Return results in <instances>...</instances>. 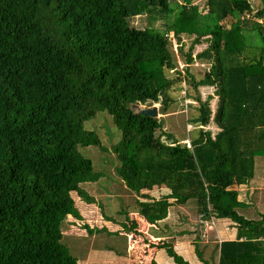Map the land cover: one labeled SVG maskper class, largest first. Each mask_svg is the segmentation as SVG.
<instances>
[{
	"label": "trees",
	"instance_id": "obj_1",
	"mask_svg": "<svg viewBox=\"0 0 264 264\" xmlns=\"http://www.w3.org/2000/svg\"><path fill=\"white\" fill-rule=\"evenodd\" d=\"M259 2L254 8L249 0H205L202 14L193 0H0V264H77L70 253L77 244L61 242L69 232L85 240L99 232L130 233L126 221L135 229L144 221L153 227L170 206L235 227L232 238L211 243L213 264H264V211L251 217L256 192L240 189L260 182L256 162L264 158V0ZM244 12L251 18L240 20ZM135 17L144 24L131 25ZM169 32L178 41L182 34L193 36L181 54L183 73L174 70ZM201 39L204 49L191 55ZM195 59L209 63L199 78L189 69ZM168 70L176 76L168 78ZM176 81L193 89L198 104L192 120L200 127L188 145L161 141L159 117L135 107L159 101L157 114H165ZM205 86L213 88L214 108L210 95L200 98ZM100 110L120 133L111 146L112 165L121 187L116 196L127 199L114 211L124 220L104 212L105 204L94 212L119 226L109 231L92 214L78 222L80 209L97 202L83 186L100 174L78 147H103L83 126ZM209 123L213 133L202 129ZM261 176L263 184L264 169ZM189 233L192 259L157 235L149 244L173 264H210V242L198 229ZM112 255V262H100L96 254L87 264H127L118 262L119 252Z\"/></svg>",
	"mask_w": 264,
	"mask_h": 264
},
{
	"label": "rangeland",
	"instance_id": "obj_2",
	"mask_svg": "<svg viewBox=\"0 0 264 264\" xmlns=\"http://www.w3.org/2000/svg\"><path fill=\"white\" fill-rule=\"evenodd\" d=\"M251 3L252 7H260V2L259 0H249ZM193 4L197 5L198 11L202 14L206 13L205 11V0H193ZM144 18L143 17H135L134 19L131 20V25L135 27H140L143 23ZM171 32H169L167 39H168V47L171 48L170 51H172V55L174 58V70H179L178 67H183L181 68V73L184 71L183 64L185 63L184 57L181 55L187 50V47L192 39V35H186L182 34L180 36V40L178 41L176 39V36L171 35ZM206 43L205 40L201 39V42L198 44L193 45L192 50H191V55H194L195 53L201 51L204 49ZM208 61L205 60H198L195 59L193 62L189 65L190 72L193 73V75L196 78H199L202 74V71L205 70L208 67ZM171 70V71H166V76L168 78H174L176 76V71ZM180 71V70H179ZM213 88L205 86L201 88L200 92V98L204 100L207 95L211 96V99L209 102L211 103V107H215V101L216 98L212 94ZM168 95L171 97V102L168 105V108L166 110L165 114H158L157 116L159 117L160 121V130L157 131V135L160 136V140L163 141L164 143H169V142H176L179 143L180 145H188V142L190 139L194 138L197 136L198 130L200 125L197 122H194L192 119L195 118L198 114L197 112V106L198 104L196 101H194V91L191 87H189L187 84H185L183 81H176L172 84L170 89L168 90ZM140 106L143 107H151L155 106L157 109L159 107V101L156 103H150L146 102L145 104H139ZM83 126L87 129H90L94 131L99 137L101 141V145L103 147L99 146H93V145H88V146H79L78 150L79 152L89 158L92 162V168L94 171L98 172L100 174V177L96 182H90L87 183V185L83 186L86 187V192L93 196V198L96 200L95 204H93V207L90 205L88 207H82L80 209V214L84 217L85 215H91L94 216V212H97L98 205L103 208L105 206L104 212L107 214H110L112 216H116L117 219L123 220V216H118L117 213L114 211L120 209L121 206L119 205L122 202H127V199L125 198V195L123 198H118L116 195H119L118 191H120V184L119 181L116 179L115 173H114V168L113 165L115 160H114V155L111 151V146L118 140L119 138V131L116 129L114 124L112 123L111 116L104 110L97 111L94 117L87 119L83 122ZM203 130H209L210 132H214L216 127L213 125V123H209L206 126H202ZM165 134H170L172 138L168 139L165 138ZM264 169V158H257L256 162V178L260 179V182L263 181L261 178L262 173ZM251 183L249 185V188L246 187V191H250L253 193V191L256 192V195H254L253 199L254 201L252 202L251 206L248 209V212L250 216L252 217L255 215V213L263 212L264 211V183ZM115 192V193H113ZM99 197V199H98ZM97 203V204H96ZM103 204H105L103 206ZM94 209V211H92ZM178 210V208L175 209V211ZM90 212V213H89ZM89 213V214H88ZM179 213V211H178ZM168 214V210H167ZM173 219L175 221H182V214H177L174 216V212H172ZM193 216V215H192ZM194 217V216H193ZM89 218V217H88ZM144 220V219H143ZM161 220V219H160ZM196 220V217H195ZM215 226L214 228L212 227L210 231H208L206 240L208 242L212 241V233L217 232V234L221 236H228V234L225 232V227L222 225V222H220L218 219H215ZM227 222V221H226ZM145 225L139 227L138 229L133 228V225H129V222L126 221L125 229L130 231V235H126V231L123 232L122 230L117 231L116 233H111V234H106L99 232L96 237L94 234L89 236L87 240L82 239L80 236L83 237L82 234H79L78 232H72L68 235H65L62 237L61 242L64 243L66 246H72L73 244L75 245L78 251L73 252L74 250L70 248V253L73 255L77 256V264H81V259L85 262L84 264H87L90 262L92 257L96 254H99L100 256H108L112 252H121L123 249H127V244L130 243L131 247H135L138 249L140 254L145 253L143 251V247H149L151 249V245L147 240H144L145 235L147 234L148 230L152 228L146 221H144ZM157 224L158 228L161 227V224H158V221L155 223ZM149 225V229L147 226ZM189 224L186 226H183L182 230H186L187 236L192 235V233L188 234L189 231ZM69 228L67 227L66 231ZM176 229H181V227H177ZM175 230V228L173 229ZM65 231V233H66ZM109 231V230H108ZM143 233V234H141ZM157 234V233H156ZM168 236V235H167ZM69 241V243H68ZM99 244V245H98ZM133 245V246H132ZM155 246V245H154ZM183 248L180 250H177L178 253L181 255H184L185 257H190L192 256V248L190 244L185 243L183 244ZM146 247L147 250H149ZM180 247V246H179ZM82 248L87 249L86 254L81 253ZM94 248V255L90 257L89 253L90 250H93ZM212 244L210 243L208 246H206L207 252L205 256L208 257L209 263L213 264L214 257L212 256L211 249ZM150 251V250H149ZM77 252V253H76ZM170 259L167 256H163V261L161 264H170ZM158 261V260H156Z\"/></svg>",
	"mask_w": 264,
	"mask_h": 264
},
{
	"label": "crops",
	"instance_id": "obj_3",
	"mask_svg": "<svg viewBox=\"0 0 264 264\" xmlns=\"http://www.w3.org/2000/svg\"><path fill=\"white\" fill-rule=\"evenodd\" d=\"M183 66H185V63L183 64ZM181 68H183V67H180L179 70H181ZM240 189L243 190L245 193L250 192V191H246L247 190L246 186L242 187ZM176 208H178V210L175 211ZM167 210H168V214L166 212V216L163 219L158 221V224H161L160 225L161 227L158 228L157 224H154L153 227L148 230L147 234L149 235V237H148V239H146L147 242L156 243L158 241V238H157V236H158L159 238H162L166 241H170L172 244V247L174 248L176 253H178L177 250H179V249L181 250L184 247L183 244H185V243L190 244V246L192 248V252H193V246H192V243L190 241V237L187 236V234H185L186 233L185 230H182L183 229L182 227L186 226L187 224L190 225L189 230H192V229L197 230L196 222H195L196 220H195V217L192 216L193 215L192 212L183 206H170L167 208ZM178 211H179V213H178ZM172 212H174V216L177 214H182V220L184 222H182L180 220L175 221L173 219ZM85 216L86 217L82 216V220H79L78 222L81 223L82 221H85V220L88 221L89 216L88 215H85ZM93 218H94L93 219L94 221L99 222V226L104 225L105 227H107V230H115L119 227V226H115V225L110 224L108 221H105L101 218H98L96 215H94ZM123 220H124V217H123ZM219 221L222 222V225H224V227L226 228L225 232L228 234V236L225 235V236L220 237V235L217 234V232L212 233V238H211L212 241L210 243L220 242L223 239L232 238V236L234 235L235 227L230 225V223L228 221L226 222L225 219H221ZM165 225H167V226H165ZM214 226H215V224H214ZM177 227H181V229H176ZM174 228H175V230H173ZM122 231L125 232L124 230H122ZM125 233L127 236L130 235L127 232H125ZM208 240L203 239V242L209 243ZM146 247H143V251L145 253L140 254L138 249L135 248L134 246L131 247L130 243H129V244H127V249H125V250L123 249L119 253L122 255H120L116 258H118V262L127 263V264H149V262L151 260L155 261L156 264H161L163 261V256H164L163 250L151 246V249L149 247H147L150 250L149 251L146 249ZM82 249L87 250L85 248H82ZM81 253H83V251ZM84 254H86V252ZM87 254H90V251ZM178 254H180V253H178ZM112 256H113L112 253H110L108 256H104V257L99 255L98 261H100V262H108V261L112 262L113 261ZM181 256L184 257L185 259H192L194 254H192V256H190V257H185L184 255H181ZM156 260H158V261H156ZM170 264H173V263L170 261Z\"/></svg>",
	"mask_w": 264,
	"mask_h": 264
},
{
	"label": "built area",
	"instance_id": "obj_4",
	"mask_svg": "<svg viewBox=\"0 0 264 264\" xmlns=\"http://www.w3.org/2000/svg\"><path fill=\"white\" fill-rule=\"evenodd\" d=\"M240 20L251 18V14L248 12H244L239 16ZM256 21H261L260 18L255 19ZM196 222L198 224L197 229L199 230L200 236L205 240L208 231L214 227V221L212 219V215L209 214L207 217H204L202 214H198L196 217Z\"/></svg>",
	"mask_w": 264,
	"mask_h": 264
},
{
	"label": "water",
	"instance_id": "obj_5",
	"mask_svg": "<svg viewBox=\"0 0 264 264\" xmlns=\"http://www.w3.org/2000/svg\"><path fill=\"white\" fill-rule=\"evenodd\" d=\"M135 107L143 115H148V116H152V117H155L158 115L157 114V108L155 106L143 107L140 105H136Z\"/></svg>",
	"mask_w": 264,
	"mask_h": 264
}]
</instances>
